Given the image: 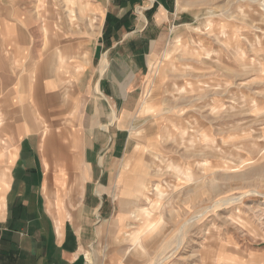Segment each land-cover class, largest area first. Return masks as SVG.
Instances as JSON below:
<instances>
[{
  "label": "rangeland",
  "instance_id": "1",
  "mask_svg": "<svg viewBox=\"0 0 264 264\" xmlns=\"http://www.w3.org/2000/svg\"><path fill=\"white\" fill-rule=\"evenodd\" d=\"M98 1L43 0L56 22L45 33L90 27L94 40ZM182 1L188 17L169 26L139 76L135 148L85 264H264V0ZM0 116V160H9ZM56 178L66 184L63 171ZM59 190L47 198L66 209Z\"/></svg>",
  "mask_w": 264,
  "mask_h": 264
},
{
  "label": "crops",
  "instance_id": "2",
  "mask_svg": "<svg viewBox=\"0 0 264 264\" xmlns=\"http://www.w3.org/2000/svg\"><path fill=\"white\" fill-rule=\"evenodd\" d=\"M43 3L0 0L1 133L10 153L0 160V264H85L117 170L135 148L139 76L189 13L182 0H99L93 40L90 27L45 33L56 22ZM59 189L70 196L66 209L47 198Z\"/></svg>",
  "mask_w": 264,
  "mask_h": 264
},
{
  "label": "bare ground",
  "instance_id": "3",
  "mask_svg": "<svg viewBox=\"0 0 264 264\" xmlns=\"http://www.w3.org/2000/svg\"><path fill=\"white\" fill-rule=\"evenodd\" d=\"M151 210V209H150ZM151 212L152 211H149V210H145L144 213L146 214V216L149 218V216L151 215ZM156 223H152V226L155 225ZM152 226L150 227L152 229ZM136 240V241H135ZM136 245L138 244L140 246V243L137 239H134ZM159 264V263H158Z\"/></svg>",
  "mask_w": 264,
  "mask_h": 264
}]
</instances>
